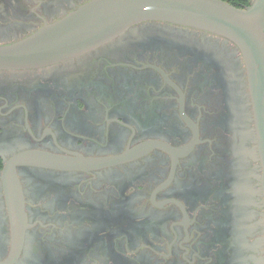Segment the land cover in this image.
I'll use <instances>...</instances> for the list:
<instances>
[{"label": "flooded vegetation", "instance_id": "af4514ba", "mask_svg": "<svg viewBox=\"0 0 264 264\" xmlns=\"http://www.w3.org/2000/svg\"><path fill=\"white\" fill-rule=\"evenodd\" d=\"M87 1L0 0V44ZM263 176L244 58L222 35L145 20L0 69V263L264 264Z\"/></svg>", "mask_w": 264, "mask_h": 264}, {"label": "water", "instance_id": "95a60500", "mask_svg": "<svg viewBox=\"0 0 264 264\" xmlns=\"http://www.w3.org/2000/svg\"><path fill=\"white\" fill-rule=\"evenodd\" d=\"M145 20L208 30L239 46L264 167V0H252L246 8L225 0H89L20 40L0 44V69L38 67L78 56ZM17 159L57 162L51 156Z\"/></svg>", "mask_w": 264, "mask_h": 264}, {"label": "trees", "instance_id": "16d2710c", "mask_svg": "<svg viewBox=\"0 0 264 264\" xmlns=\"http://www.w3.org/2000/svg\"><path fill=\"white\" fill-rule=\"evenodd\" d=\"M230 2L231 4L235 5L239 8H246L249 7L252 3V0H225Z\"/></svg>", "mask_w": 264, "mask_h": 264}]
</instances>
